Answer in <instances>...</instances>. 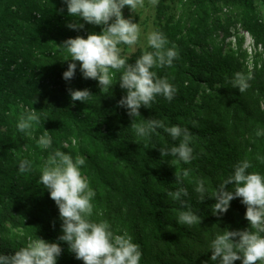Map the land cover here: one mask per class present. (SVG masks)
I'll return each mask as SVG.
<instances>
[{
    "label": "trees",
    "instance_id": "16d2710c",
    "mask_svg": "<svg viewBox=\"0 0 264 264\" xmlns=\"http://www.w3.org/2000/svg\"><path fill=\"white\" fill-rule=\"evenodd\" d=\"M219 3L227 8L223 18L214 16ZM183 4L194 9L191 19L164 22L159 31L169 41L167 47L176 46L178 58L172 67L152 69L178 91L172 101L157 97L151 108L141 107V117L136 118L190 129L196 158L190 164L172 165V158L161 157L159 148L178 141L163 129L150 139H138L130 127L132 118L117 105L126 94L118 83L107 94L100 93L97 81L82 77L79 62L74 78H62L69 61H62L67 53L59 44L89 33L66 27L71 18L63 0H0V123L7 106L20 104L40 116L37 133L47 132L52 138L51 149H39L43 159L54 149L85 159L81 173L96 194L91 218L106 220L114 233L131 236L142 252L140 264H215L210 260L211 242L226 229L247 227L246 206L236 198L226 213L213 215L214 198L206 196L199 203L196 181L203 180L211 195L233 165L245 158L253 164L249 171L264 175V162L256 159L264 157V136L255 135L257 129L264 130V19L258 10L264 0H184ZM61 8L62 13L57 11ZM235 25L260 48L261 57L250 64L242 54L223 49ZM97 28L100 32L101 26ZM218 36L221 44L211 45ZM143 52L134 53L128 62ZM250 69L251 87L243 93L232 88L233 75ZM112 71L115 83L120 74ZM69 88H87L93 96L88 103L73 104ZM71 138L80 140L77 147L71 146ZM11 161L0 158V252L12 254L36 236L58 242L62 222L48 190L38 183L40 170L20 173L5 164ZM185 168L191 169L184 182L186 199L202 217L191 227L177 223L179 212L186 209L167 195L177 187L175 171ZM10 228L22 229L23 234H9ZM59 243L63 251L56 264H83L66 242Z\"/></svg>",
    "mask_w": 264,
    "mask_h": 264
},
{
    "label": "clouds",
    "instance_id": "9594fccd",
    "mask_svg": "<svg viewBox=\"0 0 264 264\" xmlns=\"http://www.w3.org/2000/svg\"><path fill=\"white\" fill-rule=\"evenodd\" d=\"M155 6L158 0H148ZM67 8V16L71 18L66 27L73 30L83 29L85 23L101 26L99 33L89 32L86 37L77 35L69 37L59 45L67 55L62 61H69L67 69L62 73L65 81L74 78L77 62L84 79L97 81L100 93L107 94L115 84L126 91L117 101L119 107L126 109L131 119L130 127L139 138H151L163 129L173 141H178L171 147H160L161 157H171L172 165L183 162L190 164L196 157L190 142L193 139L188 127L179 125L166 126L158 119H146L137 122L141 117L140 108H151L157 97L172 101L178 89L168 82L166 77H158L154 68L172 67L178 58L175 45L167 47L169 41L159 31L147 34V46L152 51L145 50L134 62L129 63L127 57L121 55L120 45L133 47L141 37L138 23L131 17L125 18L122 9L125 6L133 13L139 7H144L145 0H63ZM63 12L64 9H58ZM119 73V79L114 81L113 71ZM254 79L253 71L236 72L230 80L232 88L240 93L251 87ZM71 103L77 101L88 103L93 94L89 89H67ZM36 99V98H35ZM35 100L33 101V103ZM40 123V116L35 111L22 112L18 117V131L31 136L34 124ZM192 122V127H196ZM257 137L264 136V130L257 129ZM135 142V141H134ZM36 143L42 150L52 148V138L47 132L40 136ZM258 161L264 162V157L257 155ZM85 164L82 156L75 159L70 154L54 149L40 169L38 183L47 189L49 197L58 208L61 234L58 242H51L36 236L12 254L0 252V264H56L63 249L59 242H66L68 250L83 264H140L142 252L140 246L132 241L127 233L116 234L106 220L94 221L92 200L95 191L81 173ZM253 167L247 158L233 165V170L227 175L215 190L208 194L203 180L195 183L194 191L198 194L199 203L206 196L214 198L211 205L213 215L226 213L233 199L239 198L246 206L244 217L247 227L243 229H226L211 242L210 260L215 264H264V175L249 171ZM32 171V162L24 159L19 163V172ZM191 169L175 171L177 187L167 193L174 201L179 202L182 210L177 217L181 226L191 227L201 223L202 217L193 212L187 197L188 188L184 186ZM203 264H207L204 261Z\"/></svg>",
    "mask_w": 264,
    "mask_h": 264
},
{
    "label": "rangeland",
    "instance_id": "374dc122",
    "mask_svg": "<svg viewBox=\"0 0 264 264\" xmlns=\"http://www.w3.org/2000/svg\"><path fill=\"white\" fill-rule=\"evenodd\" d=\"M183 1L184 0H158V3L153 6L148 0H145L144 7H139L135 13L131 12L129 8L125 6L124 9H122L123 16L125 18L131 17L133 22L139 24L141 37L139 43L133 47L120 45L121 55L129 59L139 50H148L150 47L147 46V34L152 31H160L164 22L174 20L189 21L194 13V9L190 8L188 5H182ZM207 10L211 13L212 9L208 8ZM258 10L264 19V6L259 4ZM226 12V6L219 3L218 11L214 16L223 18ZM158 15H161L160 20L157 18ZM97 27L98 26L87 23H85L84 26L87 32L99 33V28ZM231 32L232 34L223 42L224 51L242 54L246 64H250L252 60L261 57L260 48L254 46L250 35L241 29L239 25L233 26ZM214 44H221V36L215 37L211 40V45ZM4 112L6 113L5 118L3 119V122L0 123V135L1 138H3V142L0 144V158L3 160H12L5 164L17 167L18 169L20 161L27 159L32 162V172L40 170L47 159H43L44 157L41 156L39 151L40 148L36 143V140L42 136L37 133L36 125H33L31 136L18 131L16 127L18 117L22 112H26V109L20 104L7 106V109ZM79 143V139L71 138L72 147H77ZM64 145L67 146L68 143L65 142ZM8 233L23 234V231L18 228H10Z\"/></svg>",
    "mask_w": 264,
    "mask_h": 264
}]
</instances>
